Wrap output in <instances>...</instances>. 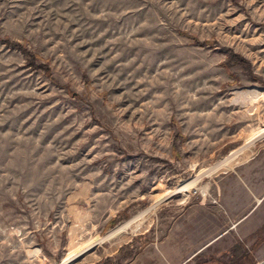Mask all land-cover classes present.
I'll list each match as a JSON object with an SVG mask.
<instances>
[{"label": "rangeland", "instance_id": "374dc122", "mask_svg": "<svg viewBox=\"0 0 264 264\" xmlns=\"http://www.w3.org/2000/svg\"><path fill=\"white\" fill-rule=\"evenodd\" d=\"M259 149L264 0H0V264H166Z\"/></svg>", "mask_w": 264, "mask_h": 264}, {"label": "crops", "instance_id": "0c3cea01", "mask_svg": "<svg viewBox=\"0 0 264 264\" xmlns=\"http://www.w3.org/2000/svg\"><path fill=\"white\" fill-rule=\"evenodd\" d=\"M229 178L232 180L229 190L235 200L239 201L237 204L234 201L226 203L235 207L231 213V216L235 215L232 221L238 223L235 230L219 233L214 241L195 251L183 255L176 252L173 257L169 256L166 264H264V149L248 150L244 159L239 158L223 172L217 189H227L225 181ZM239 190L242 196L235 195H239ZM221 204H224L223 201ZM236 207L250 209L237 220L239 210ZM137 261L138 258L131 264H142Z\"/></svg>", "mask_w": 264, "mask_h": 264}, {"label": "bare ground", "instance_id": "6f19581e", "mask_svg": "<svg viewBox=\"0 0 264 264\" xmlns=\"http://www.w3.org/2000/svg\"><path fill=\"white\" fill-rule=\"evenodd\" d=\"M182 183V182H181Z\"/></svg>", "mask_w": 264, "mask_h": 264}]
</instances>
